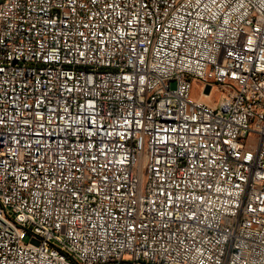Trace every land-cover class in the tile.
I'll use <instances>...</instances> for the list:
<instances>
[{
  "label": "built area",
  "instance_id": "1",
  "mask_svg": "<svg viewBox=\"0 0 264 264\" xmlns=\"http://www.w3.org/2000/svg\"><path fill=\"white\" fill-rule=\"evenodd\" d=\"M0 264H264V0H0Z\"/></svg>",
  "mask_w": 264,
  "mask_h": 264
},
{
  "label": "rangeland",
  "instance_id": "2",
  "mask_svg": "<svg viewBox=\"0 0 264 264\" xmlns=\"http://www.w3.org/2000/svg\"><path fill=\"white\" fill-rule=\"evenodd\" d=\"M197 84L195 85V92L194 95L196 97L201 96L202 92L204 91V86L200 82H196ZM223 97V92L222 90H218L216 88H213V95H212V100L215 101H220Z\"/></svg>",
  "mask_w": 264,
  "mask_h": 264
},
{
  "label": "crops",
  "instance_id": "3",
  "mask_svg": "<svg viewBox=\"0 0 264 264\" xmlns=\"http://www.w3.org/2000/svg\"><path fill=\"white\" fill-rule=\"evenodd\" d=\"M201 96L197 97V98H200ZM208 102H210L211 104L213 105H216L218 103V101H215V100H208Z\"/></svg>",
  "mask_w": 264,
  "mask_h": 264
}]
</instances>
